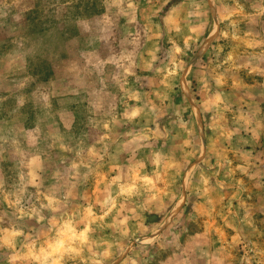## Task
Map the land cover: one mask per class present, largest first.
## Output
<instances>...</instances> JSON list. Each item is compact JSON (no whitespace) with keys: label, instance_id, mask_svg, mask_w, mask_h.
Instances as JSON below:
<instances>
[{"label":"rangeland","instance_id":"374dc122","mask_svg":"<svg viewBox=\"0 0 264 264\" xmlns=\"http://www.w3.org/2000/svg\"><path fill=\"white\" fill-rule=\"evenodd\" d=\"M0 264H264V0H0Z\"/></svg>","mask_w":264,"mask_h":264}]
</instances>
